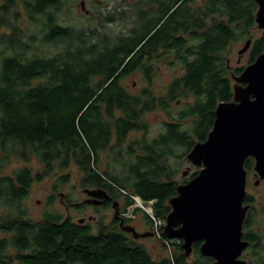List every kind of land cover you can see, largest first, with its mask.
Here are the masks:
<instances>
[{
	"label": "trees",
	"instance_id": "trees-1",
	"mask_svg": "<svg viewBox=\"0 0 264 264\" xmlns=\"http://www.w3.org/2000/svg\"><path fill=\"white\" fill-rule=\"evenodd\" d=\"M66 1L0 0V171L13 160L36 158L42 165L40 171L26 165L0 174L5 233L0 264H194L182 241L164 231L162 239L175 242L170 255L155 258L120 227L100 221L94 229L59 212L35 220L25 204L35 181L60 172V185L67 184L68 169L75 165L81 187L125 191L126 206L137 195L152 201L156 219L166 220L180 184L169 157L182 158L206 140L217 105L233 99L232 75L245 68L230 65V46L252 39L249 64L264 52V30L257 38L252 33L258 5L255 0H129L127 10L100 14L94 24L77 27L63 16ZM118 21L125 32L108 27ZM177 63L181 72L166 93L157 94V71L163 64L176 70ZM136 75L147 85L132 92L125 81ZM157 109L170 121L148 139L144 116ZM139 130L144 136L125 146ZM116 162L121 173L111 172ZM192 254L202 264L213 261L201 255L199 242Z\"/></svg>",
	"mask_w": 264,
	"mask_h": 264
},
{
	"label": "water",
	"instance_id": "water-1",
	"mask_svg": "<svg viewBox=\"0 0 264 264\" xmlns=\"http://www.w3.org/2000/svg\"><path fill=\"white\" fill-rule=\"evenodd\" d=\"M257 26L264 30V0H255ZM86 8L85 1L81 2ZM88 13V10L85 9ZM252 39L239 50V59L251 47ZM234 95L221 101L215 110V121L206 140L197 142L187 154L199 167L198 173L177 186L170 198L171 211L166 216L164 233L181 238L186 256H191L193 244L203 241L200 252L213 259L212 264H246L241 258L249 242L243 239V225L249 206H244L247 171L245 160L256 158V169L264 176V52L233 75ZM92 200L100 204L112 199L103 188H86ZM117 201L115 215H118ZM85 218L79 219L83 223ZM121 228L132 236L143 238L155 232H139L124 224Z\"/></svg>",
	"mask_w": 264,
	"mask_h": 264
},
{
	"label": "rangeland",
	"instance_id": "rangeland-1",
	"mask_svg": "<svg viewBox=\"0 0 264 264\" xmlns=\"http://www.w3.org/2000/svg\"><path fill=\"white\" fill-rule=\"evenodd\" d=\"M82 1H85V9L88 10V13L85 12V9H82ZM128 1L129 0H67L65 8L66 10L64 11L65 14H63V16H66V20L71 24L76 25L77 27L87 26L92 23L94 24L96 22L95 18H97V16H99L100 14H106L108 12H113L115 9L119 10L121 8L127 10L129 8ZM108 27L114 29L116 32L126 31L124 28V24H122L121 21H118L117 23H110L108 24ZM252 33L253 37L257 38L263 33V29L259 28L256 24L252 29ZM245 41L246 40L244 39L242 41L235 42L230 46L227 52V56L230 58V65L232 67L247 66L249 64L250 48L239 59V50L243 47ZM175 66L176 70L174 68H169L167 65L163 64L160 70L157 71L153 80V86L157 90V94L166 93V87L171 78L181 72L180 64L177 63ZM232 81L234 87L235 81L233 77ZM125 84L130 87L132 92H136L138 88L147 85V82L143 81L142 77H140L139 75H136L126 79ZM190 101H193V99H190ZM178 102L179 104H182L183 102H185V100H179ZM172 108L174 110H177L178 104L173 103ZM144 121L149 124V132L147 134V138L152 139L154 137H157L161 132L164 131V123L166 121H170V118L161 109H157L155 111L147 113L144 116ZM189 126V123H184V128L187 129L189 128ZM143 136L144 134L141 130L132 132L129 136V140L125 142V146H127L131 142L130 140H140ZM176 150L178 153H181L183 151V148L178 147L176 148ZM102 159H104V162H106V157L104 156V154L102 155ZM125 159L129 158L126 157ZM168 161L172 169L176 170L174 179L180 181V183H182V181L185 179L183 173L186 170H190L189 174H191L199 168L192 162H190V160H188L187 155L183 156L182 158H177L176 155L175 157L171 156L169 157ZM26 165L30 166L33 172L42 170V165L37 161L36 158H33L30 163H26L21 160H13L11 164L7 165L5 168H3V170L0 171V174H10L12 171L18 169L19 167H23ZM115 166V169L111 170V172L121 173L123 171L122 166L118 162H116ZM105 168V163H103L102 169ZM68 171L71 173V175L70 182L67 184L60 185L61 182L58 181V177L61 174L60 172H57L53 176H47L43 178V180L35 181L33 183L30 195L25 204V207L28 210V215L35 220L41 219L45 213L51 212H59L63 214L64 217L71 216L74 221H78V219L85 217L86 222L92 223L94 229H96L95 227L97 225L94 221L91 222L89 220L90 216H95L96 220L102 219L106 222L110 220L111 216L114 213V210L111 207L105 206L97 208L93 205H88L86 208H81L71 205V203L83 201L86 194L83 191V187H81L82 173L79 171V169L75 165H72L68 169ZM254 179L255 178L253 177L252 180ZM55 183H58V191L54 192ZM247 190L250 194H253L257 201L256 206H258L259 208L261 201L264 200V182L256 186L253 184V181H251ZM52 195L53 199L49 200V197H51ZM134 201L135 202L133 204L129 205V207L127 206L128 208L126 207L125 209H123V211L126 212L128 216L136 215V218H132V220L137 221L136 228L139 232L149 231L145 225V222L148 220L146 218L145 212L149 213L152 217V201L147 203L146 201L142 200L144 207H142L136 199H134ZM154 218V222L151 224V227L153 225V229L156 231V235L153 237L148 236L144 238H138L136 240L137 242L144 244L149 249L153 257L159 258L168 256L171 254L173 243L175 241H166L162 239L161 232L164 230H159L158 228L161 224L160 222L163 221V219ZM255 229H258L259 231H261V233H264V221L257 220ZM3 235H5V233L0 231V236ZM261 250L264 251V247L261 248ZM251 260L254 261L253 258H251ZM189 261L194 264H202V260L199 261V258H197V256H194L193 254H191Z\"/></svg>",
	"mask_w": 264,
	"mask_h": 264
},
{
	"label": "flooded vegetation",
	"instance_id": "flooded-vegetation-1",
	"mask_svg": "<svg viewBox=\"0 0 264 264\" xmlns=\"http://www.w3.org/2000/svg\"><path fill=\"white\" fill-rule=\"evenodd\" d=\"M232 77H233V75H232ZM244 165H245V169L247 171V184H246V192L247 193H246V197L244 199L243 205L249 206V208L247 210L246 219H245L244 225H243V239L248 241L250 244L243 251L241 258L246 260V264H264V251L261 250V248L264 247V233H261V231H259L258 229H255V224H256L257 220H263L264 221V200L261 201L260 207L258 208V206H256L257 201H256L255 197L253 196V194H250L247 190L251 181H253V184L256 186H258L260 183L264 182V176H261L259 171L256 169V158L255 157H252V156L247 157ZM189 172H190V170H186L183 173V176L187 180L185 182H182V183H186L188 180H190L192 177H194L196 175L195 174L194 176H191L194 172H192L191 174H189ZM253 177L255 178L254 180H252ZM86 188L87 187H83V191L86 194L83 201L74 202V203H71V205L78 206L81 208L82 207L86 208L88 205H93L97 208L108 206V207L113 208V210H114L113 215L111 216L110 220H108L107 222L103 221L102 219L96 220L95 216H90L89 220L91 222L94 221L97 224L98 222L102 221V223H105V224H112L114 228H117V227L121 228V219H123L124 224L132 225V226L136 227L137 221L132 220V218H136V215L128 216L126 214V212L123 211V209H125L127 207L126 203L128 200V195L126 194L125 191L115 190V192H114V191H111L107 188L100 187V188L105 189L108 192V194L112 197V199L103 201L100 204H94V203L86 202V200H92L93 199L91 196H89L86 193V191H85ZM88 188L94 189V188H98V187H88ZM116 201L118 203L117 208L119 209L117 216L115 215L116 208L114 206ZM83 218H85V217H83ZM80 219H82V218H80ZM78 221H79V219H78ZM83 223H87L86 218H85V221ZM165 223H166V220H163L162 224L159 226L158 229L163 230V226ZM151 224L152 223L149 220H147L145 222L147 229L149 231L155 232V235H156V231L153 229V225L151 227ZM95 228H97V226ZM150 229H152V230H150ZM127 233H130V232H127ZM130 234L132 235V233H130ZM150 237H153V236H150ZM179 240H181L183 242V240L181 238H179ZM198 242L200 243V247H201L203 241H198ZM198 242H195L194 244H196ZM194 244H193V246H194ZM251 258H253L254 261H252ZM250 260H251V262H250Z\"/></svg>",
	"mask_w": 264,
	"mask_h": 264
},
{
	"label": "built area",
	"instance_id": "built-area-1",
	"mask_svg": "<svg viewBox=\"0 0 264 264\" xmlns=\"http://www.w3.org/2000/svg\"><path fill=\"white\" fill-rule=\"evenodd\" d=\"M133 198L136 199V200L140 203V205H141L142 207H144V206H143V203H142V199H141L140 197H138V196H133ZM152 217L154 218L153 215H152ZM154 219H156V218H154ZM160 223L162 224V221H161ZM161 224H160V225H161Z\"/></svg>",
	"mask_w": 264,
	"mask_h": 264
}]
</instances>
